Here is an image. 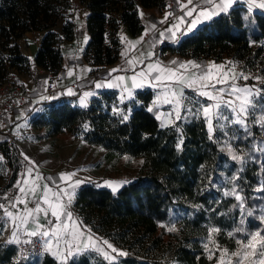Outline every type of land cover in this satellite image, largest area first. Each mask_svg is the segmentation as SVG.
Returning a JSON list of instances; mask_svg holds the SVG:
<instances>
[{"label":"trees","instance_id":"1","mask_svg":"<svg viewBox=\"0 0 264 264\" xmlns=\"http://www.w3.org/2000/svg\"><path fill=\"white\" fill-rule=\"evenodd\" d=\"M89 10L86 27L90 39L83 51L84 59L93 67L114 63L119 54L117 31L123 25L136 36L142 29L139 8L164 6V0H79ZM62 24V36L53 28ZM45 34L34 57V64L45 71L56 73L62 55L59 43L71 40L75 34L74 6L71 0H0V84L15 70L27 73L30 62L22 53L18 40L25 32ZM255 44H264V13L248 12L243 4H236L228 14H221L203 24L191 35L183 37L176 47L163 46L185 57L201 60L207 46L216 53H233L244 58L251 54ZM259 51H264L261 46ZM97 69L90 72L95 77ZM84 87V86H83ZM100 95V96H99ZM86 108L67 102L51 100L44 111L31 119L32 129L47 128L48 136L76 134L88 125L84 140L106 151L128 155L141 160V174L129 180L115 193L94 184L77 188L73 209L78 222L90 230L95 238L107 240L127 253L117 264H213L203 248L195 241L190 247L185 242L192 235L203 234L207 224L218 226L219 242L232 250L236 247L235 230L240 225L239 202L234 196L213 197V187L227 156L218 142L209 138L202 117L176 120L162 127L148 103L149 90L137 92L133 101L119 104L114 93L102 92ZM114 107L129 113L122 122ZM264 128V122H263ZM240 132L239 141H243ZM182 149H177L180 138ZM6 142V141H5ZM0 149L12 168L10 181L16 179L20 155L7 142ZM233 164L224 169L222 185L227 184ZM236 181L244 197L246 232L264 229L258 217V207L264 202V147L258 153L252 148L245 155L242 170ZM180 203L198 206L193 221H187L180 230L169 232L166 222L171 209ZM251 212L252 215H247ZM205 224V225H204ZM164 225V226H162ZM233 232L232 236L227 231ZM13 245L0 246V264H57L48 255L39 261L15 259ZM37 261V262H36ZM79 264H110L94 260L90 254L78 258Z\"/></svg>","mask_w":264,"mask_h":264},{"label":"snow or ice","instance_id":"2","mask_svg":"<svg viewBox=\"0 0 264 264\" xmlns=\"http://www.w3.org/2000/svg\"><path fill=\"white\" fill-rule=\"evenodd\" d=\"M239 0H175L182 15L175 16L173 22H169V16L172 13H166L161 24L168 23L169 26L159 31V36L164 38L166 34L173 43H179L180 39L192 33L198 26L210 23L214 18L221 14H228L233 5ZM248 12L254 9L264 10V0H247ZM172 7V5H169ZM143 16V13H141ZM157 26L152 24L145 30L144 35L150 31H156ZM124 40V37H121ZM143 37L141 38V41ZM87 37H85V42ZM126 56L125 52L121 53ZM152 52H141L134 59H126V63L131 65V76H116L106 81L95 83L96 89L101 88H119L122 93L121 102L125 98H133V89L150 86L161 88V94L157 95L154 104L161 101L172 105V111L167 115L169 119L173 116L175 120L183 119L182 113H191L193 117L202 116L207 125L209 138L211 139L216 127L221 129L227 125H240L247 131V122L249 116L260 111L261 120L264 121V88L255 86H238L237 79L248 80L249 76L228 69L225 65L209 63L208 65L198 64L195 61L179 62L173 60L171 67L163 65L159 60L147 63L136 71L137 65H143L145 59H151ZM90 70V69H89ZM124 71V69H112L111 72ZM111 72L109 76L111 77ZM68 76L74 75V70H68ZM257 81L264 82L261 77H255ZM130 82V85H129ZM219 85V87H218ZM227 85V87H225ZM186 91L194 93L192 96L186 95ZM66 94L73 96L76 93L72 88L66 90ZM97 95L93 91L83 92L79 98L81 107L88 106V98ZM53 96H44L42 99H56ZM204 101H208L205 103ZM124 112L119 107H114L113 112L120 115L122 122L129 119V113ZM148 111H152L149 108ZM159 119L160 117L157 116ZM162 127L167 126L162 124ZM85 130L88 125H84ZM226 136L227 132L224 133ZM183 138L181 137L177 144V149H182ZM234 161H242V157L232 154ZM25 161L30 167L22 173V178L17 181V194L13 197H5L7 203H0V221L3 226L0 227V235L4 230L11 231V236L7 243L33 245L39 243L41 247L40 254L51 255L57 264H79V257H86L88 253H100L110 264H114L118 257L126 256L127 253L117 249L107 240H100L90 234L82 225L74 220L70 205L75 196V190L80 184L84 183L76 177V172L61 173L59 176L60 184L52 182L51 177H44L36 171L35 162L28 156H24ZM35 173V174H34ZM235 179V178H234ZM41 181H47L41 183ZM52 182L54 186H50ZM127 181H104L115 193L117 189ZM64 185V187L61 186ZM99 186V185H97ZM264 192V185L257 189ZM229 193H226V195ZM236 201L239 202L242 215L244 214V197L234 188L231 192ZM32 205L29 207V205ZM23 206V207H20ZM247 215H252L248 212ZM43 217L45 223H41ZM258 219L264 223V214L259 215ZM244 219L240 220L237 233L244 235V239H238V248L229 252L228 249H220L217 246L219 256L216 258V264H264V233L262 230L246 232L243 227ZM164 226V225H162ZM169 232H175L177 229L173 223L167 227ZM219 232L218 228L209 229V236ZM229 236L233 232L228 233ZM22 237H25L22 239ZM38 238L34 243L32 238ZM209 251V259L213 258L214 253L205 245ZM110 250V251H109ZM114 254V255H113ZM19 264V261H17Z\"/></svg>","mask_w":264,"mask_h":264},{"label":"crops","instance_id":"3","mask_svg":"<svg viewBox=\"0 0 264 264\" xmlns=\"http://www.w3.org/2000/svg\"><path fill=\"white\" fill-rule=\"evenodd\" d=\"M71 1H72V5L74 6V23H75L76 31L71 40H62L59 43V49L62 55V61L60 68L56 73L48 72L45 70L38 71L36 69L37 66L34 64V57L40 46L41 40L45 34L44 31L25 32L23 36L17 41L18 44L21 46L22 53L24 54L25 57L28 58L30 62V70L27 73H18L15 70H11V73L16 74L22 83V94L11 106H9L3 112V121H2L3 130L2 132H0V142H5V141L9 142L10 139H8L6 135L9 136L11 134L10 136L13 139V137H15L18 134L20 129H26V128L31 129V124H30L31 119L36 117L42 111L41 107H45V105L52 100V99H42V97L63 95L66 99L69 100L70 105L75 107H81L79 104V98L82 95V93L86 91H93L97 93V95L88 98V104L91 102L93 98L97 97L102 92L114 93L118 103L122 104L125 102L127 103L133 101L136 98L137 92L149 90L152 93V97L148 103V109L152 108V112L154 113L156 119L159 121L160 125L166 124L167 126H171L175 123L176 120L174 116L171 119H169L167 114L172 111L173 106L169 104H165L162 101L158 104H154L157 95L161 94L162 91L161 88H153L150 86H145L143 88L133 89L132 90L133 98L132 99L125 98L123 102H121V96L125 95L126 97V94L122 93L121 89L119 88L96 89L95 83L99 81H106L108 79L120 75L131 76L133 74V72L131 71L132 66L126 63V59H134L138 57L141 52L147 53L150 51L154 53V55L151 57V59H145L143 65H137L136 71H139L140 68L146 65L147 63H152L155 62L156 60H159L163 65H168L171 67H175V66L171 65L170 62L176 60L179 62L195 61L196 63L202 65L215 63L217 65H225L228 69H230L228 67L226 60L228 59V56H230L231 54L235 56L233 53H228V52L216 53L210 46H207L204 49L201 56V60H196L189 57L181 56L176 52H171L169 50L162 51L161 48L163 46L176 47L179 43L171 42V40L167 38L169 34H166L164 38H161L159 36V31L169 26L168 23L161 24L160 21L163 20L166 13H172V15L169 16V22H173L175 16H179L183 14L180 11L178 5H176L175 0H164L165 3L162 8L159 7L139 8L138 12L140 16V21L143 25V29L138 35L136 36L131 35L123 25H120L117 31V37L120 43L117 60L112 64L93 67L83 57V51L90 39V35L86 27V18L89 13V10L85 8L83 5H81L79 0H71ZM236 4H243L246 8H248L247 0H239V2ZM169 5H172V7H169ZM253 11L264 13V10H260V9H254ZM141 13H143V16H141ZM152 24H155L157 26V30L150 31L149 34L145 36L144 35L145 30L148 29ZM202 25L198 26V28L201 27ZM61 28H62V24L59 23L53 28V30L59 36H62ZM197 29H195L194 31H196ZM192 33L188 35H191ZM85 37H87L86 42H85ZM121 37H124L125 39L122 40ZM142 37L143 40L141 41ZM122 52H125L126 56H122L121 55ZM249 56L244 58H248ZM125 63L127 64V66L124 65ZM69 69L74 70V75L68 76L67 73ZM93 69H97V71H95L96 76L92 78L90 72ZM112 69H124V71L111 72ZM110 72H111V77L109 76ZM68 88H72L76 94L73 96L67 95L66 90ZM186 95L192 96L194 95V93H192L191 91H186ZM204 102L208 103V101H204ZM186 115L187 113H182L183 119L186 117ZM157 116H159L160 118L158 119ZM36 171H38L39 174L44 177H51L52 182H55L56 184L61 183L59 180L60 174L66 172H76V177H74L73 179L74 180L80 179L83 181L82 171L73 164L66 165L64 167L62 166L56 171H52L51 173L47 172L46 170H41L38 167H36ZM44 182L47 181H41V183ZM52 182H48L50 186H54ZM84 183L94 184L88 181ZM127 183H123L117 190H119L123 185ZM94 185L96 187L106 188L112 191V189L109 186L103 183L100 184L96 183ZM15 186L16 184L13 183V185L10 187L13 190H15L16 189ZM61 186L64 187L63 184H61ZM16 194H17V189L12 195V197ZM74 199L72 201V204L70 205L72 207H73ZM31 206L32 205L30 204L29 207ZM73 218L74 220L78 221L74 213H73ZM1 222L2 221H0V223ZM40 222L45 223L43 217H41ZM2 235L3 237H1L0 239V246L14 244V243L12 244L7 243V240L11 236L10 229L4 230ZM23 238L25 237H22V239ZM93 254H97V253H93ZM44 255H48V254H44ZM99 255L107 263H110L108 260L104 258L102 254ZM48 256L54 259L51 255ZM115 262H117V260Z\"/></svg>","mask_w":264,"mask_h":264},{"label":"rangeland","instance_id":"4","mask_svg":"<svg viewBox=\"0 0 264 264\" xmlns=\"http://www.w3.org/2000/svg\"><path fill=\"white\" fill-rule=\"evenodd\" d=\"M261 46L264 47V44H255L253 46V52L248 58H237L232 54L228 56L226 62L232 71H236V74L243 73L249 76L248 80L237 79L236 83L238 86H255L256 88H264V82H260L255 79V77H261L264 79V51H259ZM225 87H227V85H225ZM41 109L43 112L44 107H41ZM261 116L262 113L260 111H257L249 116L247 131H245L240 125H227L226 122H224L226 125L224 129H221L218 126L216 127L212 139L218 142L219 148L227 156V160L223 163L222 168L218 173L220 176L217 177V181L213 187L214 198L233 196L231 195V192L234 188L239 192L235 180L237 179L239 172L242 170L245 155L249 152V148H252L255 153H258L264 147V121L261 120ZM199 117L202 116L195 118ZM192 118H194L193 115L191 113H187L184 121H188ZM205 126L207 130L206 122ZM47 131V128H26L20 129L18 134L13 137V139L10 136L11 134L9 136L6 135L7 138L10 139L6 146L9 147L11 151L12 149H16L21 157L16 162L19 164L16 179L10 184V186H12L13 183L16 184L17 180L22 178L21 174L25 173L26 168L31 166L27 161H25V155L34 161L38 168L46 170L49 173L56 171L62 166L64 167L66 165L73 164L82 171L83 181H88L94 184H104V181H129L135 179V177L141 174L140 159L130 157L128 155H118L114 152L106 151L100 146L89 144L86 140H84L86 132L85 128L73 135L59 134L55 136H48ZM225 132L228 133L227 136L224 134ZM240 132L243 133L242 137H245V139L241 142L239 141ZM233 153L241 156L242 161H234L231 158ZM231 164H233V169L229 175L228 182L227 184L222 185L221 176H224V169ZM11 173L12 168L8 164V158L0 149V203L6 204L7 200L5 197L11 198L17 189L13 190L10 186H7L10 181ZM226 193L229 194L226 195ZM70 210L74 213L72 206H70ZM197 211L198 206L191 203H180L174 205L171 209L170 217L166 222V227L171 226L174 223L177 230L182 229L185 222L193 221ZM258 212L259 215L264 214V202L258 207ZM244 214L242 215L239 207L238 218L240 220L243 219ZM0 215H2V212H0ZM2 225L3 221L0 223V227H2ZM213 227L218 228V226L207 224L206 230L203 234L190 236L189 240L184 244L186 247H190L191 242H197L209 257V251L205 249V245L207 244L208 249L212 250L214 253L213 264H216V258L219 256V252L216 250L217 246H219L220 249L228 248L219 242L218 232L212 234L211 237L209 236V229ZM243 227H245V225H243ZM226 231L227 234L230 232L228 230ZM262 233H264V229L262 230ZM239 235L240 236H236V241L238 239L245 238L243 234L239 233ZM1 237H3V235H0V239ZM112 245L116 247L114 244ZM116 248L118 249V247ZM237 248L238 245L236 243V247L234 249L228 250L229 252H232L237 250ZM119 250L121 249L119 248ZM88 254H90V257L94 260L103 259L99 255L100 253ZM166 259H168V256H166L163 261ZM120 260L121 258L118 257L117 262ZM37 261H39V259ZM163 261L160 264H163ZM114 264L117 263L114 262ZM137 264L146 263L140 262ZM169 264H176V262L171 260Z\"/></svg>","mask_w":264,"mask_h":264},{"label":"built area","instance_id":"5","mask_svg":"<svg viewBox=\"0 0 264 264\" xmlns=\"http://www.w3.org/2000/svg\"><path fill=\"white\" fill-rule=\"evenodd\" d=\"M127 66V64H124ZM38 71H43L42 68L37 67ZM22 94V83L18 76L14 73H10L7 78L0 84V132H2V121H3V112L11 106ZM57 102H67L69 100L66 99L63 95L56 96ZM77 193V189L75 190V194ZM38 240V238H34V243ZM15 248V259H21L26 262H33L39 258H41L44 254L41 253V247L39 243H35L33 245H25V244H13Z\"/></svg>","mask_w":264,"mask_h":264}]
</instances>
